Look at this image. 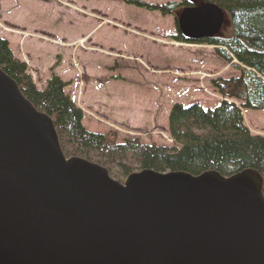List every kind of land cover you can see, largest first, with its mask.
<instances>
[{
    "label": "water",
    "instance_id": "95a60500",
    "mask_svg": "<svg viewBox=\"0 0 264 264\" xmlns=\"http://www.w3.org/2000/svg\"><path fill=\"white\" fill-rule=\"evenodd\" d=\"M226 23L204 1L178 18L192 41ZM0 264H264V180L145 170L121 184L66 157L51 118L0 69Z\"/></svg>",
    "mask_w": 264,
    "mask_h": 264
},
{
    "label": "rangeland",
    "instance_id": "374dc122",
    "mask_svg": "<svg viewBox=\"0 0 264 264\" xmlns=\"http://www.w3.org/2000/svg\"><path fill=\"white\" fill-rule=\"evenodd\" d=\"M193 1L0 0V36L39 90L52 74L67 84L88 131L171 148L172 107L212 110L225 98L211 82L240 75L236 60L216 56L218 47L171 39L178 35L177 13ZM169 4L176 5L171 15L154 10ZM226 100L242 109L252 135L264 137V111Z\"/></svg>",
    "mask_w": 264,
    "mask_h": 264
},
{
    "label": "trees",
    "instance_id": "16d2710c",
    "mask_svg": "<svg viewBox=\"0 0 264 264\" xmlns=\"http://www.w3.org/2000/svg\"><path fill=\"white\" fill-rule=\"evenodd\" d=\"M219 6L229 29L211 39L188 41L181 34L175 42L218 47L224 62L236 60L240 75L216 79L212 87L223 97L242 102L247 110L264 111V0H202ZM176 5L154 10L171 15ZM0 69L18 86L32 106L54 123L60 147L68 158L85 159L105 168L115 180L151 170L200 176L216 172L231 177L244 171L259 173L264 180V137L254 136L244 125L242 110L222 101L215 109L198 104H175L169 114V135L174 147L147 145L137 139L118 143L117 133L97 134L82 124L83 111L65 93L67 84L51 75L39 90L28 66L14 57L10 44L0 36Z\"/></svg>",
    "mask_w": 264,
    "mask_h": 264
},
{
    "label": "flooded vegetation",
    "instance_id": "af4514ba",
    "mask_svg": "<svg viewBox=\"0 0 264 264\" xmlns=\"http://www.w3.org/2000/svg\"><path fill=\"white\" fill-rule=\"evenodd\" d=\"M195 1V3H198L199 1H197V0H194ZM182 36V35H181Z\"/></svg>",
    "mask_w": 264,
    "mask_h": 264
}]
</instances>
